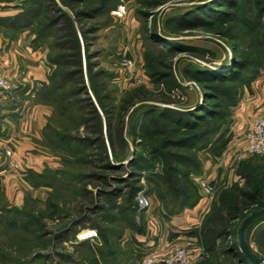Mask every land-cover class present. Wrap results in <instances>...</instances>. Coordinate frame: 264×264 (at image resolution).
<instances>
[{
  "label": "rangeland",
  "instance_id": "1",
  "mask_svg": "<svg viewBox=\"0 0 264 264\" xmlns=\"http://www.w3.org/2000/svg\"><path fill=\"white\" fill-rule=\"evenodd\" d=\"M54 1L72 16L71 9H74L75 4L71 0ZM204 1L206 0H116L114 7L94 20L80 21L74 27L68 19L62 21L64 31L72 35L74 33L78 38L79 42L74 37L66 38L65 41L75 49L79 46L80 62L77 57L71 58L73 65L65 68L62 75L58 76V73L54 75L53 72L59 68L51 61L47 81L41 83L36 91L38 102L44 105L48 113L42 130L43 144L54 150L53 155L58 159V167L54 170L58 173L54 175L53 185L49 187L48 198L44 189L40 190L43 194L40 199L32 198L34 192L26 190L24 195L26 193L27 197L21 208L7 209L0 213V264H47L49 258L58 255H89L88 248L79 250L78 253L74 250L70 255L65 250L64 247H69V240L73 239L76 231L95 229L96 235L93 233L95 236L92 237H95L96 243H93V248L101 249L105 245L111 248V244L114 247V243L123 240L126 232H141L148 215L159 221L187 208L183 207V203L189 200L182 195L183 189L187 187H182L178 194L173 189L169 191L166 185L158 186V180H148L151 171H162V163L155 161L146 170L136 166L133 169L127 162L134 155H142L146 159L150 157L151 146L139 139L133 140L139 123L146 118H154L157 124L160 122V113L166 109L175 111L198 107L203 100V87L202 83L192 77L191 71L195 68H210L211 65L221 63L226 56L229 62L232 56L242 57L241 48L247 49L251 44L248 30L241 24L243 19L252 17L256 22H264V17H258L260 12L257 0H237V9L226 8L238 12L239 17L232 23L186 27L177 24L178 15ZM44 2L46 0H29L25 7L27 10H37L28 19L32 20L35 30L44 36L39 42L47 51V59L49 57L52 60L61 50L52 39L49 32L52 30L43 28L46 26V22H43ZM144 2L153 5L144 6ZM118 6L125 7L123 18L112 14ZM143 10L149 12L147 17L143 16ZM92 21L99 25V29L94 36L86 38L84 30ZM151 32H156L162 40L175 41L177 45L194 50L177 49L169 52L162 43L150 38ZM77 65H80L77 78L84 87L83 90H78L81 84L75 82L77 78L67 74L77 69ZM151 67L166 71V80H154L149 73ZM253 69L245 74V77H252L250 83L241 86L242 83L237 87L240 91L234 98L235 105L228 103L229 97L221 98L223 104H228L229 114H226L224 125L220 129V140L211 149L209 146L200 150L195 148L193 151L199 168L191 173L190 178L197 186L195 196L199 197L198 202L203 199L205 204L202 205L201 202L202 220L196 229V240L191 247H187L189 249L196 250L199 246L205 248L202 242V224L210 216L223 189L245 183V176L238 174L241 166L264 159V153L245 151V135L251 125L240 134L242 129L236 117V110L243 98H246L247 92L264 77V67ZM108 110L116 114L113 118V146L109 143L105 124ZM121 113L122 128L116 123ZM99 129L103 132V142L96 141V144L86 145L78 141L85 136L97 139ZM223 141L226 144L221 148ZM8 155L10 154L0 152V165L6 164ZM107 159L123 166L117 170L104 169ZM210 159L224 165L226 170L224 178L211 179V197L200 184L201 181H210L208 170L203 172L206 161L210 162ZM228 173L236 175L237 179L233 182L232 179L228 180ZM111 177L119 182L112 181ZM47 178L49 182L51 174ZM133 187L143 190L149 197L152 202L149 210L138 209ZM113 190L120 191L107 198V193ZM197 203L188 208H193ZM69 230L71 231L67 232ZM84 233L87 235L92 231ZM260 233V225L257 223L248 231L247 241L254 252L264 258V237ZM231 240L237 245L236 237ZM229 241L230 239L228 242L218 239L217 248L211 252L206 250L208 256L194 264H224L229 256L222 249Z\"/></svg>",
  "mask_w": 264,
  "mask_h": 264
},
{
  "label": "trees",
  "instance_id": "2",
  "mask_svg": "<svg viewBox=\"0 0 264 264\" xmlns=\"http://www.w3.org/2000/svg\"><path fill=\"white\" fill-rule=\"evenodd\" d=\"M27 2L29 0L22 1L23 12L21 17L24 25L36 33L39 41L44 36L42 37V34L35 30L34 25H32V20L28 19L30 17L32 18L37 13V10H27V7H25ZM71 2L75 4L74 9H71L72 16H69L62 7L57 5L56 1L46 0L44 2L45 15L43 22H46V26L43 28L48 31L49 29L52 30L49 31L52 39L55 45H57V48L61 50L52 60L48 57L49 63L54 61L58 66L59 70L53 72L54 75L58 73V76L62 75V71L65 68L73 65L71 58L77 57V61L80 62L81 54L78 45L75 49L74 47L68 46V41H65L66 38L72 37L73 39L74 37L79 42L76 34L73 33L72 35L64 31L62 21L68 19L69 23L74 27L80 21L96 19L97 16L107 12L112 6L114 7L116 5L114 3L116 0H71ZM238 4L237 0H206L202 3L194 4L187 11L178 15L176 22L183 27L201 26L204 24L209 26L214 23L223 22L232 23L239 17L238 12H233L226 8L237 9ZM256 4L259 5L260 15L258 17L260 19L264 17V0H257ZM143 5L150 7L153 3L144 2ZM148 13L146 10L142 11L144 17H147ZM92 22V24L88 23L91 25L84 30L86 38L87 36H94V33L99 29V25L94 21ZM241 24L247 28L251 38V44L247 49L246 47L241 48V51L243 49L242 57L236 58L232 56V60L229 62L226 56L221 63L211 65L210 68H195L191 71L192 77L202 83L203 100L201 104L194 109L175 111L166 109L160 113V122L156 124L154 118H146V120L139 123L137 132L134 133V141L139 139L140 142L151 146L149 151L150 157L146 159L142 155H134L128 160L127 165L133 169L136 166L147 170L155 161L162 163V171L160 173L151 171L148 180H158V186L160 184L166 185L169 191L173 189L178 194L182 191V187H187L183 189L182 195L189 201L183 203L186 205H183V207H192L199 200V197L197 198L195 196L197 186L190 178L191 173L199 168L197 158L193 151H195V148H199L200 150L209 146L211 149L213 144L217 143L221 138L220 136H222L220 129L224 125L226 114H229V111L227 112L229 106L226 103L223 104L224 101H221V98L227 96L230 99V101L228 99V103L231 106L235 105L236 99L234 100V98L240 91L237 87L242 83L241 86L248 85L252 78L247 77V75L245 77V74L253 71V68L264 67V22H256L252 17H247L243 19ZM224 34L226 33L224 32ZM150 38L157 43H162L165 46V50L169 52H175L177 49L194 50L184 45H177L175 41L162 40L156 32H151ZM69 49H73V53ZM149 67L150 65H148ZM149 73L154 80L164 81L168 76L166 71L155 70L154 67L150 68ZM67 74H71L70 76H73L72 78H77L80 74V65H77V69ZM75 82L81 84L78 78L75 79ZM54 86L56 85L54 84ZM83 89L84 87L81 84L78 90ZM49 91H54V89H49ZM115 116L116 114L114 115L112 110L106 112L105 124L109 143L112 146L115 137L112 133L113 118ZM122 117L121 113L116 121L119 126L121 125V128L123 125ZM99 132L100 134L97 139L85 136L82 139H78V141L86 145L96 144V141L103 142L102 129H99ZM160 135L162 136L158 137ZM200 143L201 145H199ZM225 144L226 141H223L221 148ZM107 160L103 165L104 169L117 170L123 166L122 164H115L111 159ZM117 161L121 160L117 159ZM57 173V170H45L43 173L35 175L34 178H37L42 185L51 187L55 180L54 175ZM49 174H51L52 178L48 182L47 177ZM238 174L245 176V183L242 186L234 184L223 189L210 212V216L201 227L202 242L205 244L203 245L210 252L217 248L218 239H221L223 242H228L230 239L229 243H226L222 249L229 256L228 259H225L224 264H251L240 252L236 243H233L231 238L236 237V229L246 215L258 209H264V159L258 163H246V165L241 166ZM111 178L112 181L119 182L115 178ZM119 191L113 190L107 193V198L113 193H119ZM138 191V188H132L134 199ZM257 223L260 225V234L264 237V216H262L248 227L246 239L248 231Z\"/></svg>",
  "mask_w": 264,
  "mask_h": 264
},
{
  "label": "crops",
  "instance_id": "3",
  "mask_svg": "<svg viewBox=\"0 0 264 264\" xmlns=\"http://www.w3.org/2000/svg\"><path fill=\"white\" fill-rule=\"evenodd\" d=\"M22 1L0 0V77L10 79L16 86L13 91L0 96V152L10 154L6 164L0 165V213L21 208L27 197L26 193L24 195L26 190L34 192L32 198L40 199L43 197L40 190L44 189L48 198L49 186H42L32 175L58 167L54 150L43 144L42 130L48 113L36 97L37 88L47 81L50 63L36 33L23 23ZM236 112L242 129L240 134L249 128L254 118L264 117V77L247 92ZM206 170L212 180L226 175L225 166L211 159L206 161L203 172ZM228 175L232 182L237 179L236 175ZM201 202L159 221L148 215L141 232H126L123 240L114 243V247L110 243L111 248L105 245L95 249L92 246L96 243L95 237H83L85 231L96 235L95 229L76 231L65 250L70 255L74 250L78 253L88 248L90 254L58 255L49 258L47 264H139L140 257L156 247L172 244L191 247L202 220Z\"/></svg>",
  "mask_w": 264,
  "mask_h": 264
},
{
  "label": "built area",
  "instance_id": "4",
  "mask_svg": "<svg viewBox=\"0 0 264 264\" xmlns=\"http://www.w3.org/2000/svg\"><path fill=\"white\" fill-rule=\"evenodd\" d=\"M117 18L125 16V7L118 6L112 11ZM15 83L8 78L0 77V96L7 94L15 89ZM245 151L249 153H264V117H256L245 135ZM210 181H201V186L210 193ZM210 188V189H209ZM202 205L205 200H201ZM135 202L139 210H149L152 202L143 190H139L135 195ZM207 203V202H206ZM93 233H87L89 237ZM86 234L83 237L87 236ZM208 253L205 248L199 246L196 250L187 248L181 244L163 245L145 253L140 259L139 264H194L206 258Z\"/></svg>",
  "mask_w": 264,
  "mask_h": 264
},
{
  "label": "water",
  "instance_id": "5",
  "mask_svg": "<svg viewBox=\"0 0 264 264\" xmlns=\"http://www.w3.org/2000/svg\"><path fill=\"white\" fill-rule=\"evenodd\" d=\"M262 216H264V209L252 211L242 219L236 231L237 247L251 264L264 263V258L259 257L254 252L246 239V231L248 227Z\"/></svg>",
  "mask_w": 264,
  "mask_h": 264
}]
</instances>
